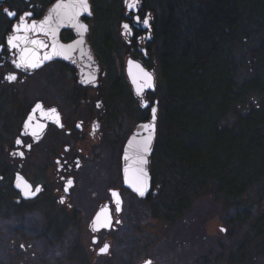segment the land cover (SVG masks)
Listing matches in <instances>:
<instances>
[{
  "label": "flooded vegetation",
  "instance_id": "flooded-vegetation-1",
  "mask_svg": "<svg viewBox=\"0 0 264 264\" xmlns=\"http://www.w3.org/2000/svg\"><path fill=\"white\" fill-rule=\"evenodd\" d=\"M102 1L86 0L84 11L79 1L0 0V264H98L110 258L115 233L121 234L124 259L130 251L142 255L145 244L138 242L143 232L150 234L145 231L148 222L154 225L150 237L155 239L151 245L158 246L157 256H143L135 264L147 259L151 264H189L190 259L173 258L177 244L165 241L176 218L163 208L159 177L166 47L161 12L146 8L144 0H105L116 2L108 14L119 39L117 51L109 50L115 65L106 67L97 49ZM58 2L77 6L53 9ZM5 9L15 15L8 16ZM16 27L21 30L13 31ZM13 36L19 38L16 47L8 43ZM127 59L152 74L153 89L142 91L145 107L133 94ZM9 75L16 78L9 81ZM153 108L150 189L140 198L124 184L123 151L136 125L152 118ZM113 190L120 198L119 212ZM100 210L109 220L107 228L93 221ZM69 233L72 246L60 249ZM105 245L107 251L101 252ZM202 246L207 253L206 244ZM258 246L253 244V251L263 254ZM192 248L185 244L188 252Z\"/></svg>",
  "mask_w": 264,
  "mask_h": 264
},
{
  "label": "trees",
  "instance_id": "trees-1",
  "mask_svg": "<svg viewBox=\"0 0 264 264\" xmlns=\"http://www.w3.org/2000/svg\"><path fill=\"white\" fill-rule=\"evenodd\" d=\"M101 5L97 49L108 67L116 58L109 50L119 48L108 14L116 2ZM144 5L161 12L166 38L157 143L163 208L177 218L195 200L211 197L244 222L240 244L263 251L264 0Z\"/></svg>",
  "mask_w": 264,
  "mask_h": 264
},
{
  "label": "rangeland",
  "instance_id": "rangeland-1",
  "mask_svg": "<svg viewBox=\"0 0 264 264\" xmlns=\"http://www.w3.org/2000/svg\"><path fill=\"white\" fill-rule=\"evenodd\" d=\"M252 1L246 0V3H252ZM221 227L225 229L224 232ZM245 228L244 222L241 219L232 218L229 212L224 211L220 202L212 200L211 197H203L192 202L189 209L176 218L169 229L170 237H167L165 241L177 244V249H173L172 252L173 258L184 262L190 259L189 264H236L238 261L235 257L238 253H243V256L240 254L241 259L237 264H264V253L253 251V244H240L244 238ZM153 229V223L148 222L145 231L151 234ZM150 234L144 235L143 232L144 237L141 240L133 234L135 240H140L138 244H145V248H142V255L138 254L137 250L130 251L127 259H124L121 253V234L115 233L117 242L112 244L110 258L98 260V264H135L143 256H151L155 259L158 246L151 245L155 244V239L153 240ZM72 236V233L66 236L64 242L60 244V249L67 250L72 246ZM68 237H70L69 240H67ZM185 244H192L193 248L190 252L185 249ZM202 244H206L207 253L206 251L204 253ZM202 257H207L205 263L202 262Z\"/></svg>",
  "mask_w": 264,
  "mask_h": 264
},
{
  "label": "water",
  "instance_id": "water-1",
  "mask_svg": "<svg viewBox=\"0 0 264 264\" xmlns=\"http://www.w3.org/2000/svg\"><path fill=\"white\" fill-rule=\"evenodd\" d=\"M73 3H77L79 0H69ZM132 1V0H129ZM59 2L55 4L54 8H57ZM137 19V17H135ZM125 70L128 80L130 82L133 94L139 98L141 107H145L146 102L142 97L143 89H153V77L152 74L143 68L138 62L127 59L125 63ZM150 77V81L145 76ZM150 83V87L147 86ZM152 118L146 122H140L136 125L134 133L130 136L128 141L125 144L123 151V167L122 173L124 178L125 186L133 191L138 197L142 198L146 195V193L150 189V176L148 173V157L151 153L152 141H153V129H154V121L153 112L151 111ZM145 125H150V127L145 128ZM151 138L150 141L148 138ZM145 148L147 150H145ZM143 161H146L144 163ZM138 189L144 190V194L140 195ZM113 193L118 192L116 190L112 191ZM112 193V195H113ZM113 201L117 205V211L119 212L120 207V198L113 196ZM94 222L99 223L101 226L109 227V220L103 216L102 210L98 211L93 219ZM106 225V226H105ZM222 232L225 231L223 227H221ZM146 261H150V259L144 260L139 264H145Z\"/></svg>",
  "mask_w": 264,
  "mask_h": 264
},
{
  "label": "snow or ice",
  "instance_id": "snow-or-ice-1",
  "mask_svg": "<svg viewBox=\"0 0 264 264\" xmlns=\"http://www.w3.org/2000/svg\"><path fill=\"white\" fill-rule=\"evenodd\" d=\"M77 5L76 4H72V5H57V7L58 8H60V7H76ZM78 6L81 8V9H83L84 11H87V3H86V0H79V4H78ZM130 8H132V7H134V4H129L128 5ZM5 12H6V14L8 15V16H14L15 15V13L14 12H9L7 9H5ZM76 15H79V13H76ZM143 23L145 24V25H147L148 24V20L147 19H145L144 21H143ZM33 27H35L34 25H33ZM84 31H86L87 29L86 28H84V26L83 25H81L80 26ZM128 25L126 24V25H124V28L127 30L128 29ZM21 29H20V27H16V28H14L13 29V31H20ZM17 39H19L18 37H16V36H13V37H10L9 38V41H8V43H9V45H11L12 47H16L17 45H16V43L14 42V41H16ZM32 43H37L36 41H33ZM50 57H45V59H49ZM21 65L20 64H17V67H20ZM32 67H36L37 65L36 64H32L31 65ZM145 76L147 77V74L145 73ZM16 77L14 76V75H9L8 77H6V79H8L9 81H11V80H14ZM147 79L150 81V77H147ZM147 86H151L150 85V83L147 85ZM41 106L40 105H37V109H39ZM51 112H53V113H55V109H52V110H50ZM152 112H153V119H155V113H156V109L155 108H153L152 109ZM145 128H148V127H150V125H145L144 126ZM149 139V141H150V137L148 138ZM17 143H20V141L19 140H17ZM145 150H147L146 148H145ZM144 163H146V161H143ZM69 184H71V181H69ZM40 189L39 188H37L36 189V191L38 192ZM138 191H139V194L140 195H143L144 194V190H141V189H138ZM24 195L25 196H28V195H35V193H31V192H25L24 193ZM113 196L114 197H117V202H118V194L117 193H113ZM222 231H223V229H222ZM107 245H105L104 246V248H102L100 251L101 252H105V251H107ZM145 264H151V262L150 261H146L145 262Z\"/></svg>",
  "mask_w": 264,
  "mask_h": 264
}]
</instances>
